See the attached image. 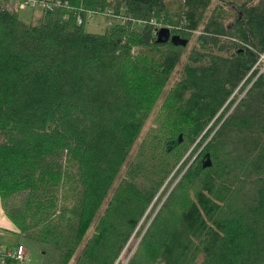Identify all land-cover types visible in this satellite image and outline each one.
I'll return each mask as SVG.
<instances>
[{
	"label": "trees",
	"instance_id": "obj_1",
	"mask_svg": "<svg viewBox=\"0 0 264 264\" xmlns=\"http://www.w3.org/2000/svg\"><path fill=\"white\" fill-rule=\"evenodd\" d=\"M7 1L0 199L20 243L115 264L143 234L127 264H264V0H48L29 22ZM93 13L119 21L90 32Z\"/></svg>",
	"mask_w": 264,
	"mask_h": 264
},
{
	"label": "rangeland",
	"instance_id": "obj_2",
	"mask_svg": "<svg viewBox=\"0 0 264 264\" xmlns=\"http://www.w3.org/2000/svg\"><path fill=\"white\" fill-rule=\"evenodd\" d=\"M169 1H172V0H169ZM10 2H12L13 4H16V0H12ZM42 9H43V6L41 5H37L35 7H32L30 5L27 8H20L18 12L19 17L22 20L27 21V22L32 21L34 17L39 16L41 14ZM118 21H119L118 18H115L113 16H108V14L93 13L89 16L88 21L85 25V28L87 31H90V32L103 33V32H106L107 30H111L113 28V24L117 23ZM190 44H192V41L189 42V45ZM263 59H264V56H263ZM178 70L179 69H177V72ZM147 125H148V122H147ZM196 156L197 154L194 155L193 153L188 152L186 156H184V159H183V162L185 161L184 164L192 165L194 163L193 161L196 158ZM182 166L180 165L179 167H182ZM174 172L171 174L166 184L158 191L155 198L153 199V202L150 204L145 215L143 216L141 223H140L142 230H143L142 232H144L147 229L149 223L156 216L157 212L160 210L167 196L172 191L173 186L175 185V183L178 181V179L182 175V172L177 171L175 175H174ZM92 229L93 227H91V229L89 230V233L92 231ZM142 235L143 234H141V236ZM141 236L140 237H137L134 235L131 236L126 246L121 251L120 256L115 261V264H127L128 260L131 259V257L135 254L138 248V245L140 243ZM20 240H21L20 236L14 230H11L8 228H0V249L1 250H7L6 248L14 250L17 246V243ZM25 244L27 246V256L24 260L19 261L18 264H57L58 252L56 250L51 249V251H49L48 253H44L34 244H31L29 242H25ZM73 261H71L70 264H73Z\"/></svg>",
	"mask_w": 264,
	"mask_h": 264
},
{
	"label": "built area",
	"instance_id": "obj_3",
	"mask_svg": "<svg viewBox=\"0 0 264 264\" xmlns=\"http://www.w3.org/2000/svg\"><path fill=\"white\" fill-rule=\"evenodd\" d=\"M12 1V0H10ZM7 1L9 3L5 4V6L9 9H14L16 7L20 8H27L28 6L35 7L37 5L43 6V9L46 8H53V4L49 2L48 0H16V4H13L12 2ZM58 1L54 3V5H58ZM6 252L7 256L10 258H16L18 261L25 259L26 254V248L24 244H18L14 250H1L0 253ZM2 264L4 261L1 262Z\"/></svg>",
	"mask_w": 264,
	"mask_h": 264
},
{
	"label": "water",
	"instance_id": "obj_4",
	"mask_svg": "<svg viewBox=\"0 0 264 264\" xmlns=\"http://www.w3.org/2000/svg\"><path fill=\"white\" fill-rule=\"evenodd\" d=\"M157 39L160 43L172 42L174 45L186 46L189 42L187 38L181 37L178 34H172L168 27H162L157 32ZM182 135H180V140Z\"/></svg>",
	"mask_w": 264,
	"mask_h": 264
},
{
	"label": "crops",
	"instance_id": "obj_5",
	"mask_svg": "<svg viewBox=\"0 0 264 264\" xmlns=\"http://www.w3.org/2000/svg\"><path fill=\"white\" fill-rule=\"evenodd\" d=\"M0 228H8V229L14 230L16 232L13 223L8 218V216L5 214V211H4L3 206H2V203H1V199H0ZM18 244H20V241L17 243V245ZM21 244H24L25 245V248H26L25 258H26V256H27V246H26L25 242H22ZM6 249L7 250H11L9 248H6Z\"/></svg>",
	"mask_w": 264,
	"mask_h": 264
}]
</instances>
